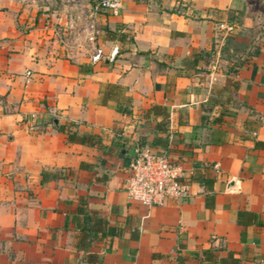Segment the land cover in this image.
I'll list each match as a JSON object with an SVG mask.
<instances>
[{"label": "crops", "instance_id": "1", "mask_svg": "<svg viewBox=\"0 0 264 264\" xmlns=\"http://www.w3.org/2000/svg\"><path fill=\"white\" fill-rule=\"evenodd\" d=\"M75 16L94 21L101 61L67 33ZM250 39L257 52L224 75ZM105 83L129 114L99 102ZM68 122L104 148L67 142ZM135 145L181 163L190 195L128 199ZM78 208L102 221L88 236ZM204 249L264 264V0H0V264H199Z\"/></svg>", "mask_w": 264, "mask_h": 264}, {"label": "built area", "instance_id": "2", "mask_svg": "<svg viewBox=\"0 0 264 264\" xmlns=\"http://www.w3.org/2000/svg\"><path fill=\"white\" fill-rule=\"evenodd\" d=\"M94 8L116 11L120 0H89ZM68 34L80 36L88 44L89 62L102 60L104 53L98 43L99 30L94 21L81 16H75L66 27ZM229 23L224 25L225 35L233 30ZM75 30V32H73ZM117 54L116 46L106 54V59L112 61ZM29 71H25L28 75ZM31 118L34 113H30ZM170 127L167 129L171 137ZM127 163V176L123 181V191L126 197L145 207L163 206L167 201L178 200L190 195V181L182 164L170 159L164 151H157L147 145H135Z\"/></svg>", "mask_w": 264, "mask_h": 264}, {"label": "trees", "instance_id": "3", "mask_svg": "<svg viewBox=\"0 0 264 264\" xmlns=\"http://www.w3.org/2000/svg\"><path fill=\"white\" fill-rule=\"evenodd\" d=\"M123 35L118 36V38L121 40ZM257 52V50L254 51V54ZM100 92V98L99 102L101 104H105L107 100H113L115 101V109L117 112L123 113V114H129L131 112L130 106H131V100L128 95H126L122 88L114 83H105L102 85ZM149 111H153V113L160 114L161 116V123H165V119L167 118V111L163 106L159 105H152L149 108ZM73 124L68 122L65 124L57 125V129L65 133V138L67 142L72 143H80V144H87L90 146H96L97 148L103 149V145H101L100 138L94 134L90 133H78L76 130L72 129ZM164 129V128H162ZM165 130V129H164ZM258 143V142H257ZM117 144V143H116ZM210 183V182H208ZM207 198V197H206ZM78 211L86 217L85 219L89 222L90 220H93V225H90V227L87 229V232H85V235H90V232L95 230L97 228V225L99 222L101 223V219L98 217H91L87 216L85 212L82 211V209L78 208ZM244 212L238 211L236 213V222L241 223L240 215H242ZM95 224V225H94ZM84 229V228H83ZM84 232V231H82ZM201 258L199 261V264H239L238 258L233 256V253L231 251H227L224 256H218L213 252L212 249H204L200 252Z\"/></svg>", "mask_w": 264, "mask_h": 264}, {"label": "rangeland", "instance_id": "4", "mask_svg": "<svg viewBox=\"0 0 264 264\" xmlns=\"http://www.w3.org/2000/svg\"><path fill=\"white\" fill-rule=\"evenodd\" d=\"M237 32H234V30H232L229 34L225 35V38H227V44L229 47H232L233 46H237V41H241L242 38H236V35ZM239 37V35L237 36ZM242 44V46L244 48H247L246 50L243 49V47H241V49L239 50V52H237L236 50L234 52H236V55L235 57L236 58H232V59H228L229 56L227 57V61H230L232 63L231 66H227L228 64H225V66L222 67V73L224 75L226 74H230L232 75L233 71H234V66H237V64L242 60V59H245L249 54H251L253 51H254V43L252 42V39H250L247 43L245 40H242V42H240ZM231 52H229L230 54ZM233 54V53H231ZM242 57V59H241ZM211 56H210V59H208V63L211 65V66H215V61H211ZM206 68H202L199 72L200 74H204V72L206 71L205 70ZM211 71H213V69L211 68Z\"/></svg>", "mask_w": 264, "mask_h": 264}, {"label": "water", "instance_id": "5", "mask_svg": "<svg viewBox=\"0 0 264 264\" xmlns=\"http://www.w3.org/2000/svg\"><path fill=\"white\" fill-rule=\"evenodd\" d=\"M54 121H55V119H54Z\"/></svg>", "mask_w": 264, "mask_h": 264}]
</instances>
